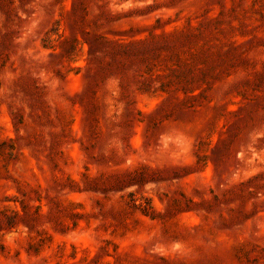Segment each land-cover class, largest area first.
<instances>
[{
  "label": "rangeland",
  "instance_id": "374dc122",
  "mask_svg": "<svg viewBox=\"0 0 264 264\" xmlns=\"http://www.w3.org/2000/svg\"><path fill=\"white\" fill-rule=\"evenodd\" d=\"M0 264H264V0H0Z\"/></svg>",
  "mask_w": 264,
  "mask_h": 264
}]
</instances>
